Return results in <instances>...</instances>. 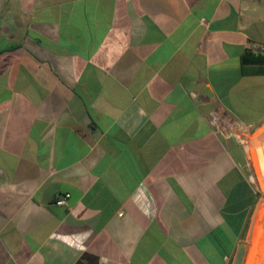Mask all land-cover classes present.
Wrapping results in <instances>:
<instances>
[{
	"label": "crops",
	"instance_id": "0c3cea01",
	"mask_svg": "<svg viewBox=\"0 0 264 264\" xmlns=\"http://www.w3.org/2000/svg\"><path fill=\"white\" fill-rule=\"evenodd\" d=\"M251 42L264 0H0V264H232Z\"/></svg>",
	"mask_w": 264,
	"mask_h": 264
},
{
	"label": "rangeland",
	"instance_id": "374dc122",
	"mask_svg": "<svg viewBox=\"0 0 264 264\" xmlns=\"http://www.w3.org/2000/svg\"><path fill=\"white\" fill-rule=\"evenodd\" d=\"M254 144L259 148L251 147V152L247 149V155H249V162L251 157L253 160H257L255 165L259 166V183L258 187L260 189V200L251 212L250 218L247 220V225L245 229V235L241 241L247 244V251L243 264H257V258L261 255L263 251L264 243V125L260 127L258 135L253 140ZM260 152V153H259ZM262 152V153H261ZM258 154L262 157V162L259 161ZM251 156V157H250ZM251 163V162H250ZM261 163V164H260ZM249 168V173L253 171L252 163L247 165ZM248 173V174H249ZM264 255V253H263Z\"/></svg>",
	"mask_w": 264,
	"mask_h": 264
},
{
	"label": "built area",
	"instance_id": "2783aa9c",
	"mask_svg": "<svg viewBox=\"0 0 264 264\" xmlns=\"http://www.w3.org/2000/svg\"><path fill=\"white\" fill-rule=\"evenodd\" d=\"M249 50H251L252 52L261 53L264 55V42H251L249 45ZM261 126L263 125L254 124V123H243L241 121L232 120L225 127V129H223L222 133L228 137L234 138L240 145L245 147L246 150L248 149L249 152H251V147L254 146L255 148H258L257 145L252 142L258 135V132ZM262 157L263 155L261 156L260 154H258V158L260 162H262ZM253 158L254 157H251L250 162L252 163V167L254 169L248 174V178L252 183H255L258 185L260 184L259 183V171H258L259 166L257 165L256 167L255 163L257 160L255 161L253 160ZM250 162L248 163V165L251 164ZM69 196L70 195L67 192L58 194L55 197L54 202L57 205H64L67 203Z\"/></svg>",
	"mask_w": 264,
	"mask_h": 264
},
{
	"label": "water",
	"instance_id": "95a60500",
	"mask_svg": "<svg viewBox=\"0 0 264 264\" xmlns=\"http://www.w3.org/2000/svg\"><path fill=\"white\" fill-rule=\"evenodd\" d=\"M246 251L247 244L243 241L239 242L232 264H243Z\"/></svg>",
	"mask_w": 264,
	"mask_h": 264
},
{
	"label": "bare ground",
	"instance_id": "6f19581e",
	"mask_svg": "<svg viewBox=\"0 0 264 264\" xmlns=\"http://www.w3.org/2000/svg\"><path fill=\"white\" fill-rule=\"evenodd\" d=\"M263 251H262V253H261V255L260 256H258V258H257V264H264V255H263V253H264V243H263Z\"/></svg>",
	"mask_w": 264,
	"mask_h": 264
}]
</instances>
